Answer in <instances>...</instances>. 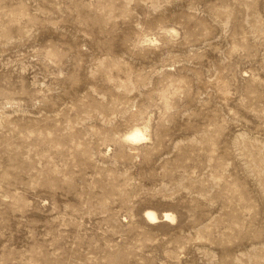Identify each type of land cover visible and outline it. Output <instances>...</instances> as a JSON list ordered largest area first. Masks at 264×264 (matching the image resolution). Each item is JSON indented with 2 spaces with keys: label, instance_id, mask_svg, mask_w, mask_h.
Segmentation results:
<instances>
[{
  "label": "rangeland",
  "instance_id": "obj_1",
  "mask_svg": "<svg viewBox=\"0 0 264 264\" xmlns=\"http://www.w3.org/2000/svg\"><path fill=\"white\" fill-rule=\"evenodd\" d=\"M0 264H264V0H0Z\"/></svg>",
  "mask_w": 264,
  "mask_h": 264
},
{
  "label": "bare ground",
  "instance_id": "obj_2",
  "mask_svg": "<svg viewBox=\"0 0 264 264\" xmlns=\"http://www.w3.org/2000/svg\"><path fill=\"white\" fill-rule=\"evenodd\" d=\"M127 139L134 142V143H138V142L144 140L145 136L139 130H133L131 133H129L127 135ZM147 219L150 222L157 221V217L154 213H148Z\"/></svg>",
  "mask_w": 264,
  "mask_h": 264
}]
</instances>
